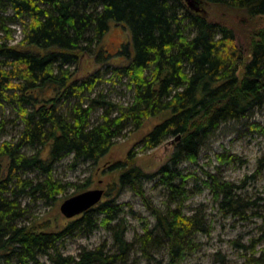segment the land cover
Masks as SVG:
<instances>
[{
  "label": "trees",
  "instance_id": "trees-1",
  "mask_svg": "<svg viewBox=\"0 0 264 264\" xmlns=\"http://www.w3.org/2000/svg\"><path fill=\"white\" fill-rule=\"evenodd\" d=\"M202 1L243 14V22L264 16V0ZM8 10L12 15L3 16ZM24 17L22 38L12 45L9 25ZM111 24L129 33V43L117 52L124 62L105 68V74L126 79L132 99L125 106L103 93L91 97L102 80L98 70L81 78L70 70L85 56L97 64L108 61L102 40ZM235 39L224 22L189 11L182 0H0V103L16 110L22 126L16 140L0 142V263L41 264L40 257H47L51 264H136L130 254L139 244L147 259L152 258L148 251L163 249L167 261L154 259L155 264H179L193 251L196 235L207 229L197 214L181 211L188 194L178 167L195 164L221 126L264 105V28L253 32L246 47ZM73 101L70 110H63ZM97 109L103 113L94 124L90 118ZM148 120L156 123L136 144L142 151L174 140L172 153L155 172L135 166L131 150L108 168L113 176L93 208L63 227L48 220L22 225V195L54 201L65 191L53 177L54 164L71 156L72 167L95 165L116 138L140 130ZM3 131L0 122V137ZM35 172L44 179L23 177ZM208 178L225 214H242L250 204L259 208L254 215L260 221L261 248L247 263L264 264V197L245 201L240 186ZM155 179L177 208L153 210L154 226L127 241L118 196L130 189L145 202L143 184ZM89 180L77 186L79 193ZM97 228L111 233L113 250L100 245L77 258L62 255L59 246L68 235L78 231L89 236Z\"/></svg>",
  "mask_w": 264,
  "mask_h": 264
},
{
  "label": "rangeland",
  "instance_id": "rangeland-1",
  "mask_svg": "<svg viewBox=\"0 0 264 264\" xmlns=\"http://www.w3.org/2000/svg\"><path fill=\"white\" fill-rule=\"evenodd\" d=\"M183 1V0H182ZM185 8L191 12L199 13L213 20H221L229 27L234 35L236 44L246 47L254 31L264 28V16L243 22L244 16L238 12L215 9L202 0H192L193 8L183 1ZM8 10L3 16H11ZM21 19V20H20ZM27 18H18L9 28L13 30L10 44H17L22 38L23 23ZM129 43V33L124 26L111 24L103 37L102 46L109 59L106 63L97 64L85 56L78 64L71 67L77 78L87 76L99 71L102 80L96 85L91 94L95 97L98 93L107 95V100L125 106L132 99V91L128 88L126 79L111 77L105 74L107 65H118L124 62L123 57L117 52L123 44ZM90 96V95H89ZM75 103L64 104L63 110H70ZM103 113L102 109L95 110L90 118L91 123H96ZM0 122L4 123V131L0 142L14 141L21 130V122L15 109L5 103H0ZM156 120H148L144 126L135 132L125 131L114 140L109 152L98 163H78L72 167L71 156L65 157L53 166V177L65 185V191L56 196L54 201H45L36 197L22 195L21 208L25 211L22 225L32 226L49 221L53 226L63 227L68 221L59 212L61 203L78 194L77 186L85 183L89 178L90 185L86 190L106 189L113 176L107 174L108 168L120 161H124L129 151H133L134 165L144 173L151 174L162 166L174 148V140L168 139L157 147L141 150L142 145H136L139 140L153 127ZM136 145V146H135ZM264 105L256 108L247 118L221 126L207 140L201 148L195 164L183 163L178 169L185 176L188 197L181 206V211L186 216L197 214L207 233H198L194 239L195 249L190 251L179 264H248V258L257 253L261 246L258 245L260 235L259 219L254 215L259 211L257 205H249L242 214H225L209 187L208 175H213L220 181L240 186V197L245 201L258 202L259 197H264ZM231 157V161L226 158ZM24 178L40 181L44 179L40 173H25ZM178 183V180L177 182ZM210 184V183H209ZM146 201L134 195L130 189L120 192L117 204L122 208L120 217L127 225L125 238L127 241L141 235L144 228H152L155 224L153 210L167 211L177 208L176 203L167 201V190L157 179L143 184ZM85 190V191H86ZM102 200V199H101ZM104 245L105 250H113L111 233L103 228H97L89 236L82 232H73L68 235L59 250L63 256L77 258L80 252L92 250ZM152 258L144 256L141 247L137 244L130 254L131 261L136 264H155V260L166 262L167 258L163 249L148 251ZM155 259V260H154ZM41 264H51L47 257H40ZM4 264V263H0Z\"/></svg>",
  "mask_w": 264,
  "mask_h": 264
},
{
  "label": "water",
  "instance_id": "water-1",
  "mask_svg": "<svg viewBox=\"0 0 264 264\" xmlns=\"http://www.w3.org/2000/svg\"><path fill=\"white\" fill-rule=\"evenodd\" d=\"M183 1L193 8L192 0ZM102 197L103 190L101 189L83 191L64 200L59 206V212L66 219L77 217L97 205Z\"/></svg>",
  "mask_w": 264,
  "mask_h": 264
}]
</instances>
